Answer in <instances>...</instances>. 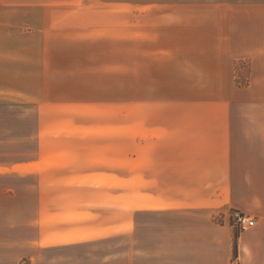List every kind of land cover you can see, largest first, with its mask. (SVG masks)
Listing matches in <instances>:
<instances>
[{
	"label": "crops",
	"instance_id": "crops-1",
	"mask_svg": "<svg viewBox=\"0 0 264 264\" xmlns=\"http://www.w3.org/2000/svg\"><path fill=\"white\" fill-rule=\"evenodd\" d=\"M23 154L79 172L38 187L110 193L24 239ZM120 234L128 264H264V0H0V264Z\"/></svg>",
	"mask_w": 264,
	"mask_h": 264
},
{
	"label": "rangeland",
	"instance_id": "rangeland-1",
	"mask_svg": "<svg viewBox=\"0 0 264 264\" xmlns=\"http://www.w3.org/2000/svg\"><path fill=\"white\" fill-rule=\"evenodd\" d=\"M25 125L24 123V130L27 129ZM31 145H34V142L32 144L30 140L24 139L22 141L23 152L29 151ZM28 158H30L29 154H23L22 160L25 163H23L24 170L21 172L22 175L8 174L5 178L7 183V199L4 205L7 208V222H22L21 226L23 229L20 230L19 234L24 239H30L35 236V230L31 228V225L36 221L35 216L37 211H42L45 214L66 211L79 212L83 210L95 212L99 210L91 209V206L88 204H79V200H84V202L91 204L92 202L89 201L99 200L110 193V190L106 187H100L102 188L100 190L90 188L80 190L72 187H38V180L44 181L46 178L64 177V175L67 176L70 173L75 176L79 172H52L49 175L39 176L26 169L28 168V163L26 162ZM66 158H69L70 161H79L80 156L68 154ZM86 158L87 160H92V157L89 155ZM119 175L123 176L124 174L119 172ZM125 190H127V187H121L117 192L120 195H125L126 192L128 193ZM113 193L116 192L113 191ZM20 213L22 214V219H18ZM14 215L17 219L14 218ZM235 219L234 217V221ZM122 220L126 221L125 218ZM132 221L141 226L142 216H137ZM137 239L141 242L142 235L136 234L135 243ZM132 241L133 239L130 236L120 234L112 239H102L97 242L83 244L78 243L61 248L56 247L55 250L39 253L40 255L37 256L34 264H128L127 255L131 252ZM25 248L26 246L24 245V256L20 262L29 264L32 262V259L29 258L30 255Z\"/></svg>",
	"mask_w": 264,
	"mask_h": 264
},
{
	"label": "built area",
	"instance_id": "built-area-1",
	"mask_svg": "<svg viewBox=\"0 0 264 264\" xmlns=\"http://www.w3.org/2000/svg\"><path fill=\"white\" fill-rule=\"evenodd\" d=\"M235 219V224L236 227L239 231H245L254 226L255 220L252 217H249L244 214H234Z\"/></svg>",
	"mask_w": 264,
	"mask_h": 264
}]
</instances>
